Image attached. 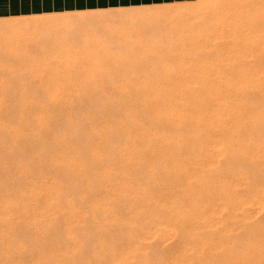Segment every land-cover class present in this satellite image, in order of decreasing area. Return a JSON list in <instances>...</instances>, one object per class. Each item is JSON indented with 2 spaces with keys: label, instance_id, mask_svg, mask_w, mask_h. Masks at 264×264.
Instances as JSON below:
<instances>
[{
  "label": "rangeland",
  "instance_id": "obj_1",
  "mask_svg": "<svg viewBox=\"0 0 264 264\" xmlns=\"http://www.w3.org/2000/svg\"><path fill=\"white\" fill-rule=\"evenodd\" d=\"M198 2L21 0L3 10L0 264H264V58L257 56L259 50L245 61L239 57L245 50L222 45L199 50L216 60L239 51L237 63L247 68L248 81L224 66L203 80L196 68L188 70L181 62L163 72L162 86L142 88L141 78L114 76L116 83L106 84L107 98L102 97L113 110L102 121L72 125L85 96L79 85L90 80L78 67L113 50L38 49L40 35L51 28L64 33L79 18L78 24L103 20L116 28L157 20L164 36L186 39L190 25L213 27L218 21L207 3ZM256 5L264 7V0ZM258 17L263 26L264 13ZM62 37L53 40L67 41ZM166 51L177 63L188 50ZM223 73L228 79L220 78ZM127 81L131 94L120 101L118 87ZM70 127L84 141L74 140ZM92 128L102 129L106 142L102 138V165L87 172L72 157L86 158L80 150L82 142L91 141Z\"/></svg>",
  "mask_w": 264,
  "mask_h": 264
},
{
  "label": "bare ground",
  "instance_id": "obj_2",
  "mask_svg": "<svg viewBox=\"0 0 264 264\" xmlns=\"http://www.w3.org/2000/svg\"><path fill=\"white\" fill-rule=\"evenodd\" d=\"M196 1L201 2L200 5H202V3H207L208 6H206L205 8L208 7V9H210V11L213 12V14L215 16L214 22H216V20H218V21H217V23L212 24L213 27H210V25H208V24H206L203 27H201L202 25L201 26H194V27H192L190 25L191 34L190 35L187 34L188 36L186 37V39H183L185 37L184 36V37L180 38V40H179V37L183 36L181 34H180V36L178 35L179 37L176 38V40H175V38L173 39L172 37L168 38L169 36H167V37L164 36L165 34H163V32L165 30L162 31L164 28H162L160 26V24H158V22H156L157 20L156 21L152 20L151 22H153V23H151L148 26H143L142 24H144V23H139L138 21H135V23H133V25H129L128 27L121 28L122 26L121 27L118 26L119 28H116L113 25H111V26H110V24L107 25L108 24L107 22H106V24H103L104 23V22H102L103 20H101V22H99L100 19H98L99 24L95 25V26L88 21H86V22L90 23V24H87V25L83 24V23H85V21H83L82 24L81 23L78 24V22L80 21V18H79V21L77 22L76 25H74V24L66 25V27L64 28V30H65L64 33H61V34H60V31L63 32L62 28L59 32L57 29L55 30V32L58 33L57 34L54 32V29L51 28L49 25V28H51L50 29L51 31L49 30V33H48V31L45 30V32L47 31L48 34L46 33V35L43 34V35H40L41 37L39 36L40 37L39 40L41 38L43 39V42H41L43 45H41V43L39 41H37L40 43V47L37 46L38 49L39 48L44 49V48H46V46L47 47L51 46V47H53V49L55 48V50L56 49L57 50H83V51L84 50H90V51L91 50H113V51L108 52L109 55L105 59L96 57L94 60H88V59H90L88 57V59L83 61V62H84V64L90 63V65L88 64V66H86L87 65L86 64L83 66L81 63L82 66L78 67L80 70V73L86 74L87 75V76L85 75L86 78L89 77L90 80H89V82H87V81L81 82L82 84H80V85L78 83V85L81 86L79 89L80 94L85 95V96L80 95L83 98L81 97L78 100L80 109L78 108L79 110H77V114L75 115L76 116L75 118H78V119H74V120L70 119V121H69L70 124L78 125L81 122L87 123L89 121H93V122L102 121V115L107 114V111L113 110V107L111 104L105 103V101L107 100L106 99L107 97L105 95H107V94H105L104 90H105V88L107 89V87H109V86L105 87L106 84H109V85L111 84L110 86H112L113 84L116 83V81L114 80L115 79L114 76H116V79H119L117 77H119L121 75L120 76L121 81H122V79H124V77L128 78V80L129 79L130 80L135 79V78L138 80V78H141V79H143V80H141L142 84H140L142 86V88H147L151 84H155V83L158 84L159 86H162L161 85L162 82L160 84H159V82L164 80V75H162L163 72H165L169 68L177 67L181 62V63H185V65L187 64L188 70L191 68H196L195 70L198 71L196 76L198 75L203 80L205 79V77H208V74L213 75V70L217 66H224L230 71L231 70L236 71L240 75V77L242 76L247 81H248V79H251L250 75L247 71V68H244L245 66L239 67L238 66L239 63H237L238 62L237 60H239L238 58L241 57L242 61H245L246 60L245 58L247 56L249 57L250 56L249 54L254 52L252 50H259L260 52H259V54H257V56L260 57L261 59L264 58V54L261 53L264 50V25L260 26V24H258V22H257V19L259 18L258 16H260L262 13H264V7H259V6L255 7V5L258 3V0H196ZM199 2L196 5H198ZM179 5L177 3V6H179ZM185 5H187V4H185ZM177 6L175 9H178ZM194 6H193V8H194ZM182 8H183V6H182ZM182 10L184 11L187 9L185 8ZM95 11L97 13L99 10H95ZM186 12L187 11H185V13ZM189 12H191V11H189ZM77 13L74 15H77ZM101 13H102V11H101ZM159 13H161V12L159 11ZM193 14H194V12H193ZM193 14H191V16H194ZM81 15H83V14H81ZM96 15L94 16L95 20L97 18ZM99 15H100V13H99ZM99 15H98V17H99ZM169 15H171V13ZM169 15H167V17H169ZM174 15H176V12L174 13ZM188 15L190 17V14H188ZM196 15H199V14H196ZM202 15H203V13H202ZM83 16H80V17H83ZM100 16H102V14ZM195 17L196 16H194L192 18H195ZM87 18H85V19H87ZM89 18H92V17L89 16ZM203 18L205 19V17H203ZM195 19H197V17ZM206 19H207V17H206ZM193 20L194 19H192V21ZM81 21H82V19H81ZM185 21H186V19H185ZM185 21H184V25L185 24L187 25L188 22L186 23ZM93 22H94V20H93ZM160 22H161V20H160ZM181 22H183V20ZM208 22H210V21H208ZM189 23H191V22H189ZM145 25H147V24H145ZM108 26H110V27H108ZM186 27H188V26H186ZM183 28H185V27H183ZM101 29H102L101 32H104L103 35H99V32H97V30H101ZM103 29H105V30H103ZM118 30L120 31V33H116V31H118ZM212 30H213V32H211ZM160 31H162V33ZM188 31H189V27H188ZM113 32H114V34H113ZM167 32H166V34H167ZM172 32L173 31H171V33ZM162 34H163V36H162ZM168 34H170V33H168ZM184 34H186V33H184ZM62 36H65L67 41H65L66 40L65 39L64 40L65 42H61V41H63L62 38H64ZM170 36H174V35L170 34ZM59 37L60 38L62 37V38L60 39ZM174 37H176V36H174ZM210 37H212V39ZM25 38H27V37H25ZM54 38H56V39L59 38V40H61V41L57 40L55 43V41L53 40ZM79 40H80V42H79ZM10 41H12V40H10ZM36 45H39V44H36ZM220 45H222V47L226 50H245V51L240 52L241 56L238 55V54H240L239 51H236L234 54L227 56V58L223 57L219 60L210 59L207 57H202V55H200L201 53L199 52V50H212L214 48H217V46L220 47ZM15 46H14V48H15ZM19 49H21V48H19ZM156 50H160V51H156ZM161 50H164V51H161ZM166 50H182V51L188 50V51H185L182 55H180V60H179V62L176 63L174 61V56H176V55L170 54ZM90 51H89V53H90ZM79 53H81V52H79ZM94 53L96 54V52H94ZM81 56H82V54H81ZM77 61H79V60H77ZM14 63H15V61H14ZM242 64H245V63L242 62ZM106 66H108V67L111 66L112 68L110 67L111 68L110 70L112 72H109V68H106ZM79 70H76V71L79 72ZM181 70H183V69H181ZM185 71H186V69H185ZM192 72H193V69H192ZM77 74H79V73H77ZM109 74H111L113 76H110ZM223 74H221V76H220L221 79L226 78L227 74H224V75ZM57 76H59V74L58 75L56 74V77ZM52 78H54V77H51V80H52ZM22 79H23V77H22ZM226 79H228V78H226ZM253 80H254V78H253ZM195 82H196V80H195ZM118 83H122V82H118ZM127 83H130V82L127 81ZM127 83H123V86L121 88L118 87L121 85L114 86L115 88L118 87V90L121 91L122 97H121L120 101H122L123 99H126L129 96V94H131L130 89H132L133 86L131 85V83L130 84H127ZM190 84H191V82H190ZM78 85L76 84V86H78ZM134 85H136V84H134ZM192 85H195V84H192ZM190 87H192V86H190ZM76 89H78V88H76ZM109 89H111V88H109ZM190 91H191V89H190ZM186 92H188V90ZM186 92H184V93H186ZM119 93H118V95H119ZM188 93H190V92H188ZM109 95H110V93H109ZM181 95H183V94H181ZM102 97H106V98H102ZM177 98H179V97H177ZM82 109L87 111V114L86 115L81 114V117H78L77 115L81 113L80 110H82ZM118 109H119L118 107L117 108L115 107L116 111H119ZM63 121H61V122H63ZM70 128H72V129H70ZM70 128H69V132L75 138L74 140L77 139L76 141L79 140L81 142V140H82L81 132L79 130L77 131L76 129H73L74 127H70ZM119 128L124 129L125 126H122ZM116 129H118V128H116ZM91 130L93 133V136L90 138L91 141L88 144H86V142H82V148L83 149L80 150V153H82L84 156H86V158L85 159H78V157H76V156L72 157L73 160L75 161V163L73 162V164H75L76 166H79L80 169H82L83 171H87V172L92 168L97 169L102 165V152H101V149H102L101 147H102V143H103L102 138H104V142H106L105 137H102V129L92 128ZM87 139H89V138H87ZM82 141H84V139ZM90 183L92 184L91 186H94V187L96 186L95 177H92V180H90ZM98 202L100 204H102V201L98 200Z\"/></svg>",
  "mask_w": 264,
  "mask_h": 264
},
{
  "label": "crops",
  "instance_id": "obj_3",
  "mask_svg": "<svg viewBox=\"0 0 264 264\" xmlns=\"http://www.w3.org/2000/svg\"><path fill=\"white\" fill-rule=\"evenodd\" d=\"M21 5V0H0V16H7L4 15L7 12L3 11L10 7H17Z\"/></svg>",
  "mask_w": 264,
  "mask_h": 264
}]
</instances>
